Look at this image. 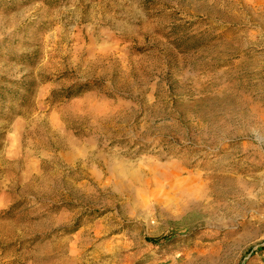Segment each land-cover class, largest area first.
I'll list each match as a JSON object with an SVG mask.
<instances>
[{
	"label": "rangeland",
	"instance_id": "1",
	"mask_svg": "<svg viewBox=\"0 0 264 264\" xmlns=\"http://www.w3.org/2000/svg\"><path fill=\"white\" fill-rule=\"evenodd\" d=\"M245 94L263 119L264 0H0V264H264Z\"/></svg>",
	"mask_w": 264,
	"mask_h": 264
},
{
	"label": "bare ground",
	"instance_id": "2",
	"mask_svg": "<svg viewBox=\"0 0 264 264\" xmlns=\"http://www.w3.org/2000/svg\"><path fill=\"white\" fill-rule=\"evenodd\" d=\"M247 96L248 95L245 94L238 100L239 102H237L241 114L245 118L243 126L248 129L252 128L258 132H263L264 118L261 119L258 117L260 120L256 118V115H259V112L263 110H261L260 107ZM113 167L118 168L121 171H128L131 168L130 165L124 162H119ZM202 177H204V180ZM215 177H217L216 174L206 172L202 176L196 175L195 177L185 179L184 188L182 189V192H180L182 198L179 203H175L174 199L171 209H177V215L185 214L194 210L210 211L211 208L216 205L217 200L222 197L221 188L219 186L221 182L215 181ZM176 195L179 194H175V196ZM171 209L169 210V213Z\"/></svg>",
	"mask_w": 264,
	"mask_h": 264
}]
</instances>
